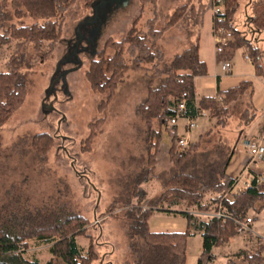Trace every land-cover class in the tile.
Wrapping results in <instances>:
<instances>
[{"label": "trees", "instance_id": "1", "mask_svg": "<svg viewBox=\"0 0 264 264\" xmlns=\"http://www.w3.org/2000/svg\"><path fill=\"white\" fill-rule=\"evenodd\" d=\"M77 1L0 0V47L14 43V51L5 63L6 70L0 72V126L24 102L26 85L22 68H31L35 62L31 54L24 53V47L31 43L35 53H42L44 58H48L61 36L66 12ZM96 1L83 0L84 7L91 11ZM156 1L138 0L140 12L133 19L128 33L119 40L107 38L95 52L84 75L90 89L104 96L97 105L101 114L105 113L118 84L128 71H144L147 75L146 96L134 109L135 116L145 125L143 165L126 183L123 193L105 208V212L113 216L115 206L121 205V218L127 239L126 264H185L187 239L194 231L201 232L203 240V251L196 264H207L214 258L212 249L240 235L233 220L244 222L250 210L259 213L264 208V181L256 183V176H252L248 185L236 194H228L234 179L225 171L236 140L231 145V140L221 134L229 123L230 104L241 97L246 96L245 107L238 117L241 126L250 127L260 117V113L251 99L253 85L249 80L226 91H218L216 96L203 98L195 105L194 78L207 73L206 64L198 56L199 35L188 48L175 54L169 62L165 61V55L158 46L159 40L178 23L188 5L177 7L157 29ZM215 2L207 0L201 18L213 8ZM149 3L153 5V17L146 21L147 29L141 31L136 25L141 11ZM222 3L225 15L223 26L231 32V39L223 51L217 53V61L230 60L236 49L244 47L251 58L255 74L264 77V51L246 39L233 23L240 0H222ZM245 6L250 8L245 25L253 32H263L264 0H247ZM45 45L47 51L43 52ZM109 50L111 53H108ZM125 55L130 59L129 64L126 63ZM183 93L187 95L188 115H195L197 108L205 109L215 122L213 127L198 136L197 141L190 142L187 149L180 151L177 147L176 128L169 126V119L174 115L173 108ZM154 120L170 136L168 159L172 166L159 174L155 173V157L163 131L153 128ZM104 121V117H99L89 122L88 136L83 140L86 150L101 131ZM237 136L244 137V130ZM30 140L34 155L43 159L50 152L54 137L44 132ZM151 179L160 184L161 192L147 197L142 185ZM210 194L213 196L204 202ZM225 194L228 196L223 197ZM60 199L44 201L40 206L28 204L26 199L21 200L19 194L7 193L6 200L0 199V264H40L37 260L29 261L24 257L29 247L28 241L33 239L52 243L49 247L51 258L46 264H54L56 261L63 264L100 262L102 257L96 250V239L88 234L92 222ZM181 205L185 206L181 214L187 222L184 232L150 231L148 221L154 211H168L173 206ZM219 205L227 215L224 220L209 216L203 221L194 214H212ZM244 234L253 240V245L247 250L231 252L226 264H264V237L252 239L250 230ZM78 236L89 240L85 255L78 248Z\"/></svg>", "mask_w": 264, "mask_h": 264}, {"label": "rangeland", "instance_id": "2", "mask_svg": "<svg viewBox=\"0 0 264 264\" xmlns=\"http://www.w3.org/2000/svg\"><path fill=\"white\" fill-rule=\"evenodd\" d=\"M246 1L240 0L233 20L234 26L246 39L264 51V31L253 32L245 25L246 15L250 14V8L245 6ZM183 4L188 5L186 11L178 23L166 31L158 46L165 55V61L169 62L175 54L188 48L199 35L201 57L210 63V71L213 73L215 47L213 48L210 10L203 18L200 16L207 0H157L158 19L155 27L159 29L176 8ZM148 5L136 25L141 31L147 29L146 21L153 17V5ZM118 6L117 3L112 5L107 10L108 15L100 16L95 23L82 25L78 35L77 26L93 14L92 10L84 7L83 0H78L66 12L61 36L48 58H44L42 53H35L31 43L26 44L24 53L31 54L35 62L31 68H22L26 85L24 102L0 126V199L6 200L7 193L19 194L21 200L26 199L28 204L40 206L44 201L51 202L61 198L60 200L92 222L88 227V234L96 239V250L102 257L95 264H126L127 239L121 218V205L115 206L113 216L106 214L105 208L123 193L126 183L141 169L145 154V125L135 116L134 109L146 96V73L128 71L103 114L98 112L97 105L104 96L94 93L84 77L95 52L103 46L105 40H119L126 35L133 19L140 12L138 0H129L125 7L119 6V11L116 10ZM78 37L81 40L73 54ZM13 51L14 43L0 47V72H5V63ZM45 51L46 45L43 48V52ZM245 54L248 55V52L244 47L233 52L230 59L231 70L233 75H243L245 79L252 81L253 101V98L261 94L264 96V79L261 81V76L255 75L251 58L246 60ZM125 60L129 64L128 55H125ZM51 79L54 80L53 89L47 94ZM245 102L246 96L229 106L231 116L228 126L221 134L231 140V145L240 139L237 136L239 132L244 130L246 133L259 119L258 116L250 127L241 126L238 117ZM99 117L105 118L104 124L86 150L83 140L88 136L87 126L90 121ZM180 122L179 125L184 121ZM214 122V118L209 115L198 118L196 126L190 129V140L197 141L199 133L213 127ZM153 127L163 131L161 143L168 140L170 144L164 127L157 120L153 121ZM44 132L52 135L54 142L46 158L41 159L34 155L30 138ZM180 133H184L182 129ZM160 150L161 147L158 149L159 165L155 168L157 174L168 171L172 166L167 155ZM178 150L181 151L179 148ZM146 190L148 196H156L161 192L155 179H151ZM210 196L211 194L207 195L204 202H208ZM196 215L199 220L204 221L210 216L198 212ZM155 216L149 219L150 222L155 221ZM240 235L247 236L244 233ZM252 237L250 238L254 239ZM76 242L85 255L89 240L78 236ZM236 243V240H232L229 249H237L234 246ZM248 243L249 239L245 237L239 246L247 250L250 248ZM28 244L29 247L24 252L27 260H37L40 264H46L50 260L49 247L52 243L33 239ZM201 252L202 238L195 233L187 240L185 264H196ZM54 264L63 263L56 261Z\"/></svg>", "mask_w": 264, "mask_h": 264}, {"label": "crops", "instance_id": "3", "mask_svg": "<svg viewBox=\"0 0 264 264\" xmlns=\"http://www.w3.org/2000/svg\"><path fill=\"white\" fill-rule=\"evenodd\" d=\"M158 2H160V0H158ZM128 3H129V0L127 2H125L124 4H122V2H120L118 5L125 7L126 4H128ZM119 6L116 9L117 11H119L121 9ZM158 6H159V3H158ZM148 7H149V5L146 6L142 10L141 17L143 15L144 11ZM205 14H204V16H205ZM210 20H211V29H212V26H213L212 10H210ZM201 24L202 23H200V25ZM214 47L215 46H214V41H213V48ZM200 52H201V43L199 40L198 56H199V59L206 64L207 73H206V75L197 76L194 78V92H195V100L197 103L199 100H201L203 98L216 96L218 91H221V92L226 91L231 87L237 86L240 82L248 80V79H245V77L243 75H233L231 69L228 72L222 71L220 68V63L223 61H226V60L217 61V53L215 52V48H214V58H213L214 68H213V73H211L210 68H212V66H210V63L207 60H205L201 57ZM245 55H244V58H245ZM249 59H250V57H249ZM228 61H230V60H228ZM251 64H252V62H251ZM217 69H219L220 72H218ZM259 78L261 81H263L262 79H264V77H259ZM263 83H264V81H263ZM253 104L255 105L256 109L259 110L260 117L254 123V125L249 129V131H247L245 133V136L240 138L236 142V144L234 146V152H233V154H232V156L228 162V165H227L226 171H225V173L229 177H231L232 179L235 180L237 178H240V181L243 180L245 182H248L252 176H258V175L264 174V158L261 161L249 162L248 153L246 152L244 147L241 145V141L245 137L256 138L257 140H260L264 144V96L261 94L258 97L253 98ZM182 121H184V120H182ZM179 123H181V122L178 121L177 125L175 126L177 136L178 137H187L189 143L195 142L196 140H194V141L190 140V130L187 131V129L185 128V122H183L180 125H179ZM181 129L184 132L183 134L180 133ZM166 134L168 135L167 132H166ZM201 134H203V133H199V135H201ZM163 137H164V135L162 133V137H161V140L159 142L156 157H155V159H156L155 168H156V166L159 165L158 164L159 163V158H158L159 147H161L160 152L164 155H167V159H168V149L170 147V144H168V140L166 141V143L162 144L161 141H162ZM168 137L170 139L169 135H168ZM164 147H166L165 152H164ZM150 182H151V180L142 185V188L146 191V193H147L146 186ZM240 183L241 182H239L237 184V187L241 186ZM159 189H160V184H159ZM211 196H212V194H211ZM211 196H210V198H211ZM147 197H153V196L147 195ZM184 211H185L184 208H173V207L170 208L168 211H163V210L154 211L153 214L151 215V217L156 215L154 217L155 221H153V222H150V220L148 221L150 231L151 232H184L186 229V224H187L186 218L181 214V212H184ZM248 213L254 216V220L250 225L251 233L253 234L254 237H264V208L259 213H255L253 210H250ZM194 214L196 215V212H194ZM207 215H209V214H207ZM195 233H198L201 236V232H199V231H194L191 236H194ZM245 237L249 239V237H247V236L238 235L236 237L230 238L229 241L226 244H224L223 246L214 248V250H213L214 258L213 259L216 260V264H222V263L226 264L228 261V256L231 254V252L236 251L238 249H242V247H240L239 245H241L240 244L241 242H244ZM201 238H202V236H201ZM232 240L237 241L236 245H234L237 247V249H229V246H230V243ZM202 243H203V240H202ZM248 245H250V247H251L253 245V240L249 239ZM202 251H203V247H202ZM196 262H197V260H196Z\"/></svg>", "mask_w": 264, "mask_h": 264}, {"label": "built area", "instance_id": "4", "mask_svg": "<svg viewBox=\"0 0 264 264\" xmlns=\"http://www.w3.org/2000/svg\"><path fill=\"white\" fill-rule=\"evenodd\" d=\"M212 10L213 15V26H212V37L215 45V52L220 53L223 51L224 47L229 43L231 39V32L228 31L224 26L223 23L225 22V15H224V5L222 0H216ZM245 59L250 60L247 55H245ZM251 61V60H250ZM220 68L224 72H228L231 69V62L226 60L220 63ZM181 82V80H180ZM186 93L182 94V98L173 108L174 115L169 119L170 126H176L178 121L184 120L185 128L190 130L191 128L196 126L197 119L209 115V111L205 109L197 108L195 115L191 116L188 115L186 109ZM195 105L197 106V102L195 100ZM189 141L187 137H178L177 139V147L181 150L187 149ZM241 145L244 147L246 152L248 153V160L249 162H257L261 161L264 158V144L253 137H245L241 141ZM256 183H260L264 181L263 175H258L255 177ZM241 182V186L237 187V184ZM248 185V182L243 180L240 181V178L234 180V185L228 191V194H236L240 191L241 188ZM225 194L223 197L228 196ZM210 216L216 217L218 219H226L227 215L224 214L221 210V206H218L216 212L209 214ZM254 220V216L248 214L247 218L244 222H240L237 220H233L235 229L238 233L243 234L246 231L250 230V225ZM214 249H212L213 252ZM207 264H216V260L211 258Z\"/></svg>", "mask_w": 264, "mask_h": 264}, {"label": "water", "instance_id": "5", "mask_svg": "<svg viewBox=\"0 0 264 264\" xmlns=\"http://www.w3.org/2000/svg\"><path fill=\"white\" fill-rule=\"evenodd\" d=\"M128 0H97L93 7H92V16L89 17L88 19L82 21L78 26H77V34H80V28L82 25L84 24H92L95 23L96 21H98V19H100V16H106L108 15V8H110L112 5L114 6L116 3L119 4L120 2H122V4H124L125 2H127ZM111 4V5H110ZM81 38L78 37L75 45H74V49L72 51L73 54H75L76 49L80 43ZM54 80L51 79L50 81V85L49 88L47 90V94L50 93V91L53 89V82Z\"/></svg>", "mask_w": 264, "mask_h": 264}]
</instances>
